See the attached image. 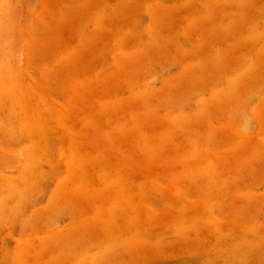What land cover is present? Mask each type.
<instances>
[{"label":"rangeland","instance_id":"374dc122","mask_svg":"<svg viewBox=\"0 0 264 264\" xmlns=\"http://www.w3.org/2000/svg\"><path fill=\"white\" fill-rule=\"evenodd\" d=\"M0 264H264V0H0Z\"/></svg>","mask_w":264,"mask_h":264}]
</instances>
